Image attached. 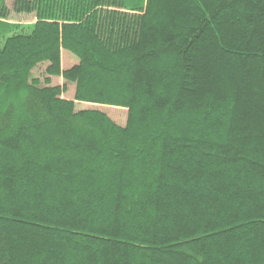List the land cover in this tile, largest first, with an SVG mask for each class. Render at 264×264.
<instances>
[{
    "label": "trees",
    "instance_id": "obj_1",
    "mask_svg": "<svg viewBox=\"0 0 264 264\" xmlns=\"http://www.w3.org/2000/svg\"><path fill=\"white\" fill-rule=\"evenodd\" d=\"M6 1L0 264H264V0Z\"/></svg>",
    "mask_w": 264,
    "mask_h": 264
},
{
    "label": "rangeland",
    "instance_id": "obj_2",
    "mask_svg": "<svg viewBox=\"0 0 264 264\" xmlns=\"http://www.w3.org/2000/svg\"><path fill=\"white\" fill-rule=\"evenodd\" d=\"M12 1L13 0H7L6 4L9 9V15H8V21L10 22H16L21 24H29L34 21L33 14H17L13 12L12 10ZM76 60V57H74L72 54L68 53L67 51H62V60L61 64L64 68H68L71 66ZM43 69L44 65H41L40 67H36L33 70V75L38 76L42 79L43 77ZM53 84H62L63 80L61 78H52ZM73 94V88L71 84L67 85V92L63 94L66 98H71ZM79 108H92V109H98L103 112H105L113 121L120 125H124L126 121V114L127 110L123 108L118 107H110L107 105H101V104H91V103H78Z\"/></svg>",
    "mask_w": 264,
    "mask_h": 264
}]
</instances>
